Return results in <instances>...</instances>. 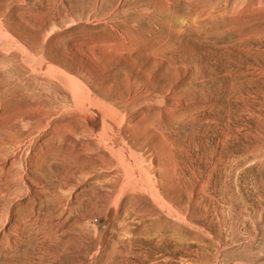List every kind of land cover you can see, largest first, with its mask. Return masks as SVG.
Segmentation results:
<instances>
[{"label":"rangeland","instance_id":"rangeland-1","mask_svg":"<svg viewBox=\"0 0 264 264\" xmlns=\"http://www.w3.org/2000/svg\"><path fill=\"white\" fill-rule=\"evenodd\" d=\"M0 264H264V0H0Z\"/></svg>","mask_w":264,"mask_h":264},{"label":"bare ground","instance_id":"bare-ground-1","mask_svg":"<svg viewBox=\"0 0 264 264\" xmlns=\"http://www.w3.org/2000/svg\"><path fill=\"white\" fill-rule=\"evenodd\" d=\"M76 90H79L81 92V94L77 96V102L79 104H82V105L87 104V105H90L92 107L101 106V104H99L100 101H98V100H96V99H94V98H92L86 94V91H88V89L86 87L79 85L78 87H76ZM226 95L227 94H224L223 96L226 97ZM214 107L216 109L215 115L217 117L219 115L220 106H218V107L214 106ZM209 110L211 111L210 108L208 109V112H209ZM200 114H202V113H200ZM200 114H199V116L201 118H203L202 115H200ZM99 116L100 117L94 121V127L96 128L97 138L101 144L105 145L106 147L111 148L112 151L114 152L115 156L124 165L126 172L124 173V177L122 179L123 185L128 186V185H132L136 182L141 183L142 186H144L146 189H149L150 191L153 192L154 197L160 201L161 205H163L164 207L170 208L174 212L176 218H179V219L185 221L189 225L195 226L199 230H203L204 227L201 224L197 223L195 220H193L194 218L192 219L191 217H189L188 213L180 212L178 209L173 208L172 204H170L168 202L167 198L162 193V191L159 187V183H158V179H157L156 175L153 173V178L151 177L150 171L147 168V165L145 164L143 159H141V157L138 158V156H136L135 153L130 151V149L128 147H126L124 145L120 146L121 144L115 145L111 142L110 136L106 133V127H107L106 119L102 115H99ZM192 119H193V121H196V123L199 125L204 123L201 120H195L194 118H192ZM189 120H191V119H189ZM206 120H208V119H206ZM231 172H232V169L230 171V168L229 167L227 168V166H226V173L228 174L227 175L229 178L228 180L230 181L229 182V193L231 195L237 191L240 193H244L246 186L243 184L238 185V186L235 185L234 181L232 180V177L230 176ZM227 176H225V179L224 178L219 179L220 181L224 180L223 182H221V186L227 181ZM160 181H161V178H160ZM119 196H120V194H118L116 196V198H115L116 201L119 199ZM248 196H249V194H248ZM248 196H246V197H248ZM157 217L159 218L158 213L156 214V217L153 218V239L160 240V239H165V238H169V237H175L179 241L189 240V239L200 240L199 235H198V234H201L200 232H195L196 233L195 234L193 232H189L188 230L176 227V226H174V224H171V222L169 220L168 221L170 223L169 222H157V220H156Z\"/></svg>","mask_w":264,"mask_h":264}]
</instances>
